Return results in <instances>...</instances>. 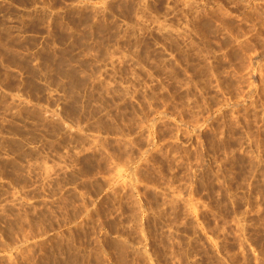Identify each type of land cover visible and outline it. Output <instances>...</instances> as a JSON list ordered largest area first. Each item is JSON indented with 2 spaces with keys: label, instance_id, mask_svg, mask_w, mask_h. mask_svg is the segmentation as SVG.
I'll return each mask as SVG.
<instances>
[{
  "label": "rangeland",
  "instance_id": "374dc122",
  "mask_svg": "<svg viewBox=\"0 0 264 264\" xmlns=\"http://www.w3.org/2000/svg\"><path fill=\"white\" fill-rule=\"evenodd\" d=\"M0 264H264V0H0Z\"/></svg>",
  "mask_w": 264,
  "mask_h": 264
}]
</instances>
